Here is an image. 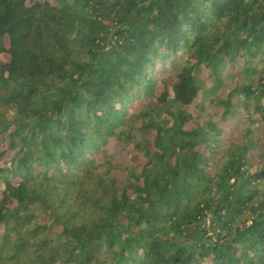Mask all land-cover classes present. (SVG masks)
Listing matches in <instances>:
<instances>
[{
    "label": "trees",
    "instance_id": "16d2710c",
    "mask_svg": "<svg viewBox=\"0 0 264 264\" xmlns=\"http://www.w3.org/2000/svg\"><path fill=\"white\" fill-rule=\"evenodd\" d=\"M5 140L0 264H264V0H0Z\"/></svg>",
    "mask_w": 264,
    "mask_h": 264
},
{
    "label": "rangeland",
    "instance_id": "374dc122",
    "mask_svg": "<svg viewBox=\"0 0 264 264\" xmlns=\"http://www.w3.org/2000/svg\"><path fill=\"white\" fill-rule=\"evenodd\" d=\"M170 65L171 64H170L169 61H165V62L161 63V67H163V66L169 67ZM227 71H230V70L228 69ZM155 75H156V77H158L159 73H155ZM140 100H141V96L137 97L136 99H133L132 102L130 103L131 104L130 105V110H135L138 107ZM198 100L199 101L201 100L200 96L198 97ZM192 109H193L194 112H197L198 111L197 105L194 104L192 106ZM210 111H212V110H210ZM6 114L10 115L9 112H7ZM236 120H238V117L236 118ZM243 122H244V120H242V119L239 121V123H243ZM4 147H7L6 140H5V142L3 141V142L0 143V149H2ZM101 148H102V152H96V151L92 150L91 153L94 156H96L97 158H99V159H102L105 156H111L112 158L122 162L123 164H128L129 163V164H133L136 167H139L146 160V158L143 157V154L139 153L138 154V160L137 161H133L132 158H131V155H130L131 146L127 147L126 149L121 148L119 146V144L117 143V141H115L111 137H108L107 141L102 142ZM14 151H15L14 149L13 150L9 149L6 152V154L1 158V161H3L5 164H7V162H9L8 160L10 159L11 155H13ZM261 154H262L261 151L256 152V154H255L256 155V159L264 160V157L261 156ZM217 164L218 163L214 164L211 167V169H210L211 172H213V170H214V168H215V166ZM35 166H36V169H41L43 167L42 165L41 166L35 165ZM119 173L120 174H124L123 171H121V172L119 171ZM256 187L258 189V193L256 194L255 197H256V199H258V197L260 196V192L263 189V186H262V184H258ZM253 204L256 206V203L253 202ZM243 217L244 218L247 217L246 219H249V217H251V213H249V210L245 212L244 216L240 217L237 220L236 224H242L243 221H244ZM45 219H46V217L43 216L42 220H45ZM205 223L208 224L209 221H206Z\"/></svg>",
    "mask_w": 264,
    "mask_h": 264
}]
</instances>
